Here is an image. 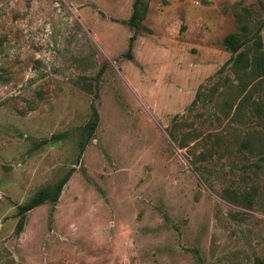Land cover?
Segmentation results:
<instances>
[{"label":"rangeland","instance_id":"obj_1","mask_svg":"<svg viewBox=\"0 0 264 264\" xmlns=\"http://www.w3.org/2000/svg\"><path fill=\"white\" fill-rule=\"evenodd\" d=\"M255 33L264 0H0V264L264 261Z\"/></svg>","mask_w":264,"mask_h":264},{"label":"trees","instance_id":"obj_2","mask_svg":"<svg viewBox=\"0 0 264 264\" xmlns=\"http://www.w3.org/2000/svg\"><path fill=\"white\" fill-rule=\"evenodd\" d=\"M140 14L137 13L135 2L133 3V10L129 18V23L131 26H137L136 20L139 19ZM133 36L129 37L128 40V49L130 48L131 41ZM260 46V36L258 33L254 34L252 40L253 52L248 54L247 47L239 50L235 53L232 58V65L238 73L245 71V74H248L253 79H260V76H264V56L260 54L258 50ZM256 104V103H255ZM254 104V109L257 113L260 114V107ZM260 106V105H259ZM98 120V115L93 104L90 105V117L83 125L81 131L78 133L76 144L78 151L81 152L87 142V140L92 136L94 128ZM69 176V171L53 182L41 187L38 189L25 203L17 205L16 207V216L17 221L15 224L14 233L18 234L21 232L24 226V214L32 209L33 207L48 201L49 203H54L60 193L62 185L65 183ZM264 211V207H263ZM252 264H264V261L261 259H255Z\"/></svg>","mask_w":264,"mask_h":264}]
</instances>
